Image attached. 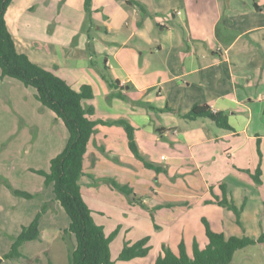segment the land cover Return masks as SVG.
<instances>
[{
  "label": "crops",
  "instance_id": "crops-1",
  "mask_svg": "<svg viewBox=\"0 0 264 264\" xmlns=\"http://www.w3.org/2000/svg\"><path fill=\"white\" fill-rule=\"evenodd\" d=\"M51 1L61 4L57 18L62 24L52 31V40L38 44L44 52L30 54L13 32L11 11L17 0L7 8L5 20L19 53L73 90L83 85L92 90L93 97L83 105L94 109L92 120L105 124L95 127L83 157L79 184L84 200L106 199L102 194L111 186L105 179L126 185L124 177L136 167L124 126L116 123L119 120L133 127L141 155L151 159L165 155L176 166L184 163L180 157L185 150L213 141L205 127L209 122L181 116L194 105H207L213 113L225 112L233 128L224 130L225 135L252 140L248 135L250 105H264V0H92L88 20L84 0ZM107 74L113 75L116 87L108 85L113 81ZM98 97L105 103H99ZM45 109L41 112L48 121V139L43 142L41 132V141L32 144L45 151L43 171L68 141L63 122ZM98 162L104 167L95 168ZM41 186L40 182L35 189L41 196L40 208L46 215L62 217L52 186ZM60 235L46 239L40 230L39 240L26 242L38 244L27 245L31 258L40 262L38 251H46L42 244Z\"/></svg>",
  "mask_w": 264,
  "mask_h": 264
},
{
  "label": "rangeland",
  "instance_id": "rangeland-1",
  "mask_svg": "<svg viewBox=\"0 0 264 264\" xmlns=\"http://www.w3.org/2000/svg\"><path fill=\"white\" fill-rule=\"evenodd\" d=\"M50 2L17 0L13 4V32L25 43L30 54L44 52L38 44L52 40L55 36L52 31L62 24L57 18L61 4ZM59 18L63 21V16L59 15ZM64 40L63 36L61 41ZM106 76L115 83L113 75ZM111 90L114 92L113 88ZM97 99L99 103L106 101L100 97ZM42 109L45 107L35 98V90L15 80L0 79V264H21L20 258L9 259L6 255L21 227L29 225L39 212L38 229H43L45 238L51 239L59 232L61 235L50 244H42L46 245V251L45 254L38 251L40 262L31 258L27 246L38 244L24 243L20 247L21 257L28 260L22 264H68V255L75 242L72 236L63 234V224L68 223L64 211L61 210L62 217L41 212V196L35 191L40 182L41 187L44 186L43 177L35 171L46 170L42 163L45 151L38 144L32 146L36 140L41 141V132L42 141L48 139L45 133L48 121ZM250 112L252 120L248 135L253 137L252 140L244 142L241 136L228 137L224 129L203 118L201 120L209 122L205 127L213 141L184 149L186 152L180 157L184 162L182 165L181 160L177 161L179 166L174 165L173 160L167 162L165 155L159 159L142 155L155 168L145 167L136 158V167L124 177L125 186L132 190V194L110 188L109 192L102 194L106 199L101 198L98 202L91 198L84 200L94 222L112 238L109 253L113 264H152L161 245L176 252L178 244L182 243L186 253L191 255L194 242L200 247L206 244L203 221L211 231L223 233L225 237L254 239L264 233V184H256L251 178L258 164V143L261 180L264 179L263 103L250 105ZM241 141L244 142L242 146L239 145ZM102 157L103 161L107 160ZM97 166L103 168V162H98L95 168ZM32 191L34 194L27 197ZM224 194L227 202L241 210L240 223L232 210L215 201L221 200ZM143 238H148L150 247L146 256L129 261L118 259L126 242L133 244ZM230 264H264V244L238 250Z\"/></svg>",
  "mask_w": 264,
  "mask_h": 264
},
{
  "label": "trees",
  "instance_id": "trees-1",
  "mask_svg": "<svg viewBox=\"0 0 264 264\" xmlns=\"http://www.w3.org/2000/svg\"><path fill=\"white\" fill-rule=\"evenodd\" d=\"M11 2L12 0H0V79L15 80L23 86L35 90L37 101L52 111L63 122L68 132L66 146L60 154L50 160L48 170L35 171L43 177L45 185L52 186L54 199L60 204L69 220L63 234L72 236L75 242L68 255V264H113L109 253V243L112 238L110 235L106 236L103 228L94 222L91 211L84 202L79 184L83 175V157L87 143L94 133L95 127L105 123L92 120L94 109L83 105L85 100L93 97L89 86L83 85L79 91H75L63 79L33 63L25 54L16 50L5 20V13ZM91 4L92 0H84L83 7L88 18L91 15ZM131 4L141 7L138 2H131ZM108 85L116 87V83L110 81H108ZM181 116L190 120L208 118L218 128L233 131L227 114L225 112L213 113L207 105H194ZM116 123L124 126L128 148L132 155L143 162L145 167L155 168L153 164L146 162L140 154L134 139L133 127L124 120H119ZM257 154L258 164L251 178L256 184H264L261 180V152L258 143ZM105 182L111 188L126 195L132 194L129 187L120 185L113 179H105ZM31 196V194L27 195V197ZM215 201L232 210L240 223L241 210L238 211L231 202H227L225 194L221 200ZM43 210L41 209V212ZM39 219L40 212L29 225L21 228V232L14 239L11 249L6 255L7 258H21L20 247L26 242L40 239ZM203 224L206 237L204 247H200L194 242L191 255H188L182 243L178 244L176 252L166 245H161L160 252L153 264H230L238 250L250 245L264 244V233L254 239L232 235L225 237L223 233L211 231L205 221ZM149 249L148 238H143L133 244L126 242L118 259L129 261L141 258L147 255Z\"/></svg>",
  "mask_w": 264,
  "mask_h": 264
}]
</instances>
